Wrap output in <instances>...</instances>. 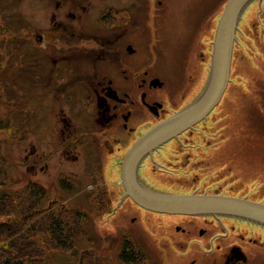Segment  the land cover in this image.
I'll use <instances>...</instances> for the list:
<instances>
[{
  "label": "flooded vegetation",
  "instance_id": "obj_1",
  "mask_svg": "<svg viewBox=\"0 0 264 264\" xmlns=\"http://www.w3.org/2000/svg\"><path fill=\"white\" fill-rule=\"evenodd\" d=\"M84 1L77 0L76 8H84ZM190 1L198 7L191 12L195 19L190 21L201 24L200 30L196 27L194 36L183 34L176 41L162 34V27L156 24L159 16L163 15L155 10L150 18L148 8H144V24L143 19L137 16L132 22L128 15L126 20L132 22L131 25H109L104 32L90 31L87 14H76L80 11L77 9L69 13L71 23L56 25L61 34L52 32L50 28L44 33L45 40L40 37L38 44L45 45L46 64L38 61L32 64L37 95L31 104V115L34 118L33 129L39 127L43 132H34L30 139L29 165L33 182L40 184L36 177L50 174L55 192L46 188L55 198L62 195V190L68 189L78 190L80 198L105 189V185L114 190L115 180L109 181V178L116 177L118 173L121 175V161L134 144L197 97L196 85L207 76V71H201L205 65V52H198L202 58L197 64L195 51L202 46L205 36L199 37L202 24L205 23L207 31L208 27L210 29L217 6L213 8V0ZM256 2L258 0L252 4ZM54 35L60 36L59 39ZM154 40L159 44L153 43ZM57 43L63 44L58 46ZM164 46H172L174 51V77L171 71L154 70L158 63L168 58L163 52ZM42 76L44 84L37 85L36 81ZM205 121L178 139L167 142L152 156L143 158L138 166L142 183L156 189L147 176L157 170L168 173L170 165L177 161L174 166L177 170H195L194 154L182 153L190 141L185 136H192ZM174 144L178 146L177 160L164 162L162 156L169 153L162 151H167ZM69 164L80 168L70 170ZM148 165L150 168L146 169ZM82 177L91 179L92 183L85 185ZM67 180L73 184H67ZM195 181L192 179L184 184L195 185ZM188 218L208 223L202 228L196 225L186 229L175 228L183 235L172 241L178 253L189 259L188 264H264V243L253 236L254 233L264 234L263 226L232 217L218 220L212 217ZM136 221L137 218H133L132 223ZM209 224L216 225V230ZM118 231L122 234V226L118 225ZM145 241L148 242L146 237Z\"/></svg>",
  "mask_w": 264,
  "mask_h": 264
},
{
  "label": "rangeland",
  "instance_id": "obj_2",
  "mask_svg": "<svg viewBox=\"0 0 264 264\" xmlns=\"http://www.w3.org/2000/svg\"><path fill=\"white\" fill-rule=\"evenodd\" d=\"M160 1L162 5L159 6ZM227 1L213 0V8L217 6V13L212 16L210 29L208 27L207 31L205 23L202 24L203 29L199 37L202 34L205 36L202 46L195 51V57L198 64V60L201 61L202 58L198 52L201 50L205 52V65L201 71H207V76L196 85L197 96L209 78L211 42ZM76 3L77 0H0V18L2 26L7 29L6 32H2L0 38V120L4 123L10 118L13 120L11 123L8 122L11 127L7 124V128L0 130V141L9 165L11 185L8 189L12 192L21 190L32 181L29 165L30 139L34 132L37 134L43 132L39 127L33 129L31 104L37 94L33 82L35 76L31 68L37 61L46 64L45 45L38 44L40 37L45 36L44 33L52 28V32L61 34L56 25L71 23L69 13L76 12L77 9L80 11L76 14H87L88 29L95 32H104L109 25H131L136 16L140 20L143 19L144 24V8L150 9V18L155 10L163 15L159 16L156 24L162 27V34L175 38V41L183 34L194 36L201 25L190 21L195 19L194 13L191 12L198 8L197 4L194 5L190 0H85L84 8H76ZM247 11L239 24L231 82L226 96L221 105L191 134L192 136L188 134L185 136L190 138V141L182 153L194 154L193 160L197 168L190 171L177 170L174 166L178 162H175L176 156L179 155L176 151L178 146L171 145L172 149L162 151L169 153L162 156L164 162L167 160L175 162L174 165H170L172 167L168 169L169 172L165 173L154 167L157 171L147 176L156 190L173 194H214L216 191L222 195L264 203V0L251 4ZM128 15L131 16L132 22L126 20ZM54 37L59 39L60 36ZM62 44L57 43L58 46ZM196 45L199 47L198 40ZM51 49L55 52L54 46ZM163 49L168 58L158 63L154 70L171 71L174 77L176 68L173 60L174 51L172 46L169 48L164 46ZM197 64L196 69L200 71ZM36 82L37 85L44 84V77ZM198 163L202 165L198 166ZM79 168L80 166L69 164L70 170L76 171ZM149 168L150 165L146 167ZM36 178L41 185L55 192L50 179L53 177L50 174ZM82 179L87 186L92 183L87 177ZM192 179L196 180L195 185L184 184L191 182ZM112 180L118 181L119 173L116 177L109 178V181ZM110 190L112 200L119 202L123 190L120 191L119 187L115 188L114 193L112 187ZM81 197L83 201L85 195ZM45 206L47 207V204ZM113 214L111 218L96 219L94 223L91 222L89 228L99 230L101 233H111L118 225L122 226L124 234L133 237L126 240H133L139 246L137 250L148 259L147 264H188L189 259L178 253L174 246L175 242L172 241L183 235L175 228L180 226L186 229L191 225L202 228L208 225L204 220L139 210L131 200H126L119 207L116 205ZM133 218H137L134 224ZM208 221L210 222L209 219ZM67 222V219L63 220L64 226ZM213 224H216L215 221ZM215 226L209 224L214 230ZM140 227L144 233L139 232ZM135 234H138L136 239ZM253 236L260 238L264 243L263 232L254 233ZM145 237L148 239L146 243ZM111 244V241L102 243L96 241L94 245L81 241L78 243L79 251L75 250L77 256L58 250L51 251L48 253L46 264H79L80 252L85 248H94L98 251L96 254H103L108 263L121 264L115 254L107 256L108 254L103 253ZM101 254L99 256H102Z\"/></svg>",
  "mask_w": 264,
  "mask_h": 264
},
{
  "label": "trees",
  "instance_id": "obj_3",
  "mask_svg": "<svg viewBox=\"0 0 264 264\" xmlns=\"http://www.w3.org/2000/svg\"><path fill=\"white\" fill-rule=\"evenodd\" d=\"M0 25L1 38L2 32L7 31L2 26L1 18ZM12 121L11 118L5 123L0 120V130L7 128L8 122ZM8 166L0 141V264H46L48 253L55 250L77 256L75 252L79 251L78 243L81 241L92 245L96 241H111V246L103 250L105 255L115 254L121 264H147L148 259L137 250L139 246L133 240H126L133 237H127L124 230L121 234L115 227L111 233H101L89 228L96 219L114 215L118 202L112 200V192L107 185L105 189L86 194L83 201L78 190H62V195L55 198L45 186L33 181L21 190L12 192L8 189L11 185ZM71 183L67 180V184ZM113 185L123 190L116 182ZM123 193L124 190L121 195ZM66 219L68 222L64 226L63 220ZM139 232L144 233V230L139 229ZM137 235H134L135 239ZM96 252L94 248L82 249L79 264L110 263L103 254L99 252L102 255L99 256Z\"/></svg>",
  "mask_w": 264,
  "mask_h": 264
},
{
  "label": "water",
  "instance_id": "obj_4",
  "mask_svg": "<svg viewBox=\"0 0 264 264\" xmlns=\"http://www.w3.org/2000/svg\"><path fill=\"white\" fill-rule=\"evenodd\" d=\"M256 0H228L219 19L211 53L209 78L199 96L190 104L153 127L121 161L124 193L117 207L130 199L140 208L169 216L239 218L264 227V204L235 196L215 194H173L143 184L138 176L141 160L167 142L205 121L221 103L231 82L233 53L239 23ZM262 2L263 0H258Z\"/></svg>",
  "mask_w": 264,
  "mask_h": 264
},
{
  "label": "bare ground",
  "instance_id": "obj_5",
  "mask_svg": "<svg viewBox=\"0 0 264 264\" xmlns=\"http://www.w3.org/2000/svg\"><path fill=\"white\" fill-rule=\"evenodd\" d=\"M247 13H248V11H247Z\"/></svg>",
  "mask_w": 264,
  "mask_h": 264
}]
</instances>
